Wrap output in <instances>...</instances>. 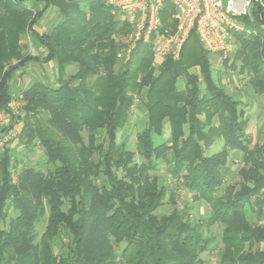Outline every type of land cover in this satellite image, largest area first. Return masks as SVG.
Instances as JSON below:
<instances>
[{"label": "trees", "instance_id": "16d2710c", "mask_svg": "<svg viewBox=\"0 0 264 264\" xmlns=\"http://www.w3.org/2000/svg\"><path fill=\"white\" fill-rule=\"evenodd\" d=\"M28 1L43 6L30 8ZM105 2L0 0V111L12 98L15 71L38 60L24 54L25 36L45 49L43 60L55 63L57 77L56 88L35 81L22 91L16 137L25 151L39 143L52 168L24 166L14 181L8 145L0 155V264H205L201 255L215 240L214 227L219 264H264V226L247 215L264 216V135L253 145L247 141L240 101L214 81L210 55L195 32L178 60H158L154 68L149 45L138 43L116 70L120 46L113 36L130 28ZM51 7L58 10L57 22L36 33ZM161 17L165 21L167 14ZM252 17L251 33L237 36L238 48L224 66L248 76L252 92L264 96L263 10L255 8ZM70 66L75 73L66 78ZM137 95L146 127L132 152L118 134ZM166 125L167 141L155 144ZM217 141L221 150L207 155ZM233 151L242 153L240 181L224 186ZM160 161L193 201L209 206L206 218L192 220L188 206L176 208L174 193L170 213L159 214L167 189L151 172Z\"/></svg>", "mask_w": 264, "mask_h": 264}, {"label": "built area", "instance_id": "2783aa9c", "mask_svg": "<svg viewBox=\"0 0 264 264\" xmlns=\"http://www.w3.org/2000/svg\"><path fill=\"white\" fill-rule=\"evenodd\" d=\"M111 14L130 28L125 45L117 52L120 63H127L138 43L149 45L153 65L158 60H178L192 32L204 50L221 64L238 48L237 36L250 34L255 8L264 12V0H106ZM167 14L165 21L161 15ZM235 82L234 77L232 78ZM224 84L231 85L226 79ZM141 102L135 98L130 112ZM22 96L11 99L7 111H0V148L6 146L21 128ZM14 117L12 125L11 120Z\"/></svg>", "mask_w": 264, "mask_h": 264}, {"label": "rangeland", "instance_id": "374dc122", "mask_svg": "<svg viewBox=\"0 0 264 264\" xmlns=\"http://www.w3.org/2000/svg\"><path fill=\"white\" fill-rule=\"evenodd\" d=\"M41 7L43 6L40 3ZM112 15V14H111ZM113 16V15H112ZM44 19L39 22V29L40 32L43 33L46 30L50 29L58 20V10L54 7H51L46 11L44 14ZM118 22L122 23L119 21L115 16H113ZM123 24V23H122ZM130 32V30H129ZM128 32V33H129ZM126 34H118L113 36L114 41L120 46L119 50L124 47L126 37L128 35ZM22 44L26 48V53H28V48L30 47V44L32 45L33 42L31 43V39L29 36H25L22 38ZM118 50V51H119ZM117 51V52H118ZM151 51V49H150ZM151 55L153 58V53L151 51ZM117 56V54H116ZM211 64H212V76L214 81L218 85H222L225 90L232 95L235 99H238L240 101V107L244 111L245 117L248 121V127L246 130V136H247V141L253 145L256 142H260L263 138L264 135V97L256 95L252 92L248 85V76L245 75H239L237 72L232 71L228 69V67L224 66V62H221L216 60L215 58L211 57ZM116 62L117 65L115 66V69L117 70L123 65H126L127 63H120L119 60L116 57ZM120 64H119V63ZM16 63L15 60L11 61V64ZM33 69L29 71L28 73L31 75H34V72H38L39 69L37 68L36 65H33ZM152 67L156 68V65H153ZM41 73L43 72L44 75L46 76L47 79H51L53 81V71L50 68H44L41 67ZM42 73V74H43ZM75 73V66H70L66 70V78L69 76L73 75ZM26 75V74H25ZM17 77V76H16ZM22 75H18L17 81L22 82L19 80H24ZM28 77V76H27ZM235 79V82H233V78ZM31 80L26 84V80L23 81V85L21 88H17L14 90V94L11 99L17 100L20 98L22 91L28 87L31 83L37 81L34 76V78H30ZM226 79L231 80V85H226L224 84V81ZM66 80V79H64ZM11 84V83H10ZM179 87H183V81L180 80L178 83ZM52 88H56V84H52ZM142 96V95H141ZM140 95L136 96L138 98L141 97ZM21 113L23 114V110H21ZM146 127V116H145V111L143 109L142 105V100L140 103H138L134 111L131 113L130 112V118H129V123L119 132L118 134V141L125 140L127 141V148L135 152V139H136V134L142 131ZM169 130L168 125H166L163 135L159 138H157L155 141V144H159L161 142L167 141L168 139V133L167 130ZM19 131V130H18ZM20 132V131H19ZM18 132V133H19ZM18 133L15 134L13 139L8 142V148L12 152V161L13 164L15 165V170L12 172V179L15 181L16 179V173L21 170L24 166L26 167H33L36 170L46 172L47 170L52 168V165L47 163L46 158L44 156V150L40 146L39 143L35 144V147L33 149H27L26 151L23 150V146L18 143V140L16 139ZM83 139L86 142L87 139V134L84 132L82 133ZM104 138V133H102V137L100 138L99 142L103 140ZM222 142L217 141L215 142L211 148L207 149V155H212L217 152H219L222 148ZM6 147V146H5ZM5 147L0 148V155L1 153L5 150ZM134 161L139 163L140 158L138 154L134 156ZM242 167V156L238 152H232L229 157L228 161V173L224 177V186L227 185H233V184H238L240 181V177L238 175V170ZM112 171H114L118 177L121 176V169L119 168L116 170L115 168H112ZM152 175H156V179L158 180V184L160 186H165L167 189V194L165 197V205L160 208L159 214H167L170 213L171 209L173 206L169 202V193H174L175 196V207L178 209H182L184 206H188L190 208V217L195 220L197 219H204L206 218L207 214L209 213V206L204 203V202H195L192 200V194L187 192L186 189L180 184L175 182L172 178L169 177L168 175V165L164 163L163 161L158 162L157 164V170L151 172ZM9 217L13 216V211L10 210L8 213ZM248 220L251 223L254 224H260L264 226V216L257 218L254 214L250 213L248 211ZM47 222V213L45 212V215L40 219L38 223V231L42 232L45 225ZM213 233H215V240L213 244L211 245L209 251L203 253L201 255V258L205 262V264H219V251L221 250V243H220V235H219V229L214 227L213 228ZM63 243H66V239H63ZM122 246V245H121Z\"/></svg>", "mask_w": 264, "mask_h": 264}, {"label": "crops", "instance_id": "0c3cea01", "mask_svg": "<svg viewBox=\"0 0 264 264\" xmlns=\"http://www.w3.org/2000/svg\"><path fill=\"white\" fill-rule=\"evenodd\" d=\"M27 6L28 7H36L37 9H41V5L40 4H35V3H33L32 1H28L27 3ZM44 19V17H42L38 22H37V24L34 26V31L36 32V33H38V34H41V32H40V29H39V27H38V25H39V22L41 23V21ZM31 39V43L33 42V44L31 45L30 44V47L28 48V53H30V55H32V56H34V57H36V58H38V60H36V61H32V62H29V63H27L26 65H24V66H22V67H20L18 70H16L15 71V73H14V76H13V78H12V80L10 81V88H11V91H12V96H13V94H14V90H16L17 88H21V86L23 85V81H25L26 80V84H28V82L31 80L30 78H34V76H35V78H37L36 80L37 81H39V82H41V83H43V84H45V85H47V86H49V87H51L52 86V84L54 83V84H56V79H57V77H56V66H55V63L54 62H52V61H49V62H45L44 60H43V58H44V56H45V49L34 39V38H30ZM32 64L33 65H36L37 66V68L39 69V71L36 73V72H34L35 74L34 75H30L28 72L29 71H31L32 69H33V66H32ZM41 67H44V68H50L52 71H53V81H51V79L49 80V79H47L46 78V76L44 75V73L42 74L40 71H41ZM23 74V79L24 80H21V78H19V80L20 81H22V82H19V81H17V80H15V79H17V77H18V75H22ZM26 74V75H25ZM17 76V77H16ZM28 76V77H27ZM15 78V79H14ZM259 96H261V95H259ZM264 97V96H263ZM14 123H12V125H13ZM166 127V126H165ZM20 129L21 128H19L18 130L20 131ZM166 130H167V128H166ZM18 131V132H19ZM18 132H16V133H18ZM169 131L167 130V133H168ZM13 139V138H12ZM11 139V140H12ZM11 140H9V141H11ZM8 141V142H9ZM8 142H7V144H8ZM7 144H6V146H7ZM211 147H209V149H210ZM233 152H235V151H233ZM232 153V152H231ZM230 153V154H231ZM238 153H240V152H238ZM241 154V156H242V153H240ZM229 171V170H228ZM228 173V172H227ZM226 173V174H227ZM226 176V175H225Z\"/></svg>", "mask_w": 264, "mask_h": 264}]
</instances>
